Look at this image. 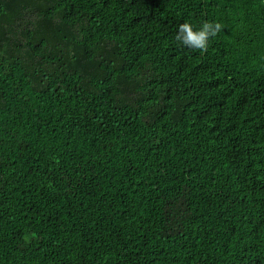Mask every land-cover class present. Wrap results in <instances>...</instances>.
Masks as SVG:
<instances>
[{
  "label": "trees",
  "instance_id": "trees-1",
  "mask_svg": "<svg viewBox=\"0 0 264 264\" xmlns=\"http://www.w3.org/2000/svg\"><path fill=\"white\" fill-rule=\"evenodd\" d=\"M0 264H264V0H0Z\"/></svg>",
  "mask_w": 264,
  "mask_h": 264
},
{
  "label": "clouds",
  "instance_id": "clouds-1",
  "mask_svg": "<svg viewBox=\"0 0 264 264\" xmlns=\"http://www.w3.org/2000/svg\"><path fill=\"white\" fill-rule=\"evenodd\" d=\"M222 29L223 25L220 22L205 21L197 27H194L191 23L184 22L178 27L175 41L178 46L206 52L210 40L216 37Z\"/></svg>",
  "mask_w": 264,
  "mask_h": 264
}]
</instances>
